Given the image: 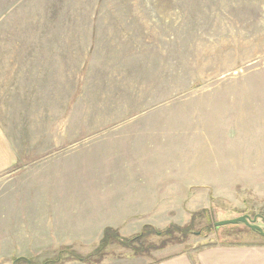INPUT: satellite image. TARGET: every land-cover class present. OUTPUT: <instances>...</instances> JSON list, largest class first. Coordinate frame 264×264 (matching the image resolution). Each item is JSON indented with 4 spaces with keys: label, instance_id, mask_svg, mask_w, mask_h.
Wrapping results in <instances>:
<instances>
[{
    "label": "rangeland",
    "instance_id": "374dc122",
    "mask_svg": "<svg viewBox=\"0 0 264 264\" xmlns=\"http://www.w3.org/2000/svg\"><path fill=\"white\" fill-rule=\"evenodd\" d=\"M147 194L150 226L190 229L149 255L116 245L95 253L99 242L36 253L7 235L6 216L30 215L21 200ZM256 214L264 217V0H0V264L263 252L264 238L244 225L214 227Z\"/></svg>",
    "mask_w": 264,
    "mask_h": 264
},
{
    "label": "crops",
    "instance_id": "0c3cea01",
    "mask_svg": "<svg viewBox=\"0 0 264 264\" xmlns=\"http://www.w3.org/2000/svg\"><path fill=\"white\" fill-rule=\"evenodd\" d=\"M112 197L86 199L47 196L40 200H21V209L26 208L27 214L30 215L25 217L26 213L17 209L18 212L12 219L6 216V229L9 233L7 235L13 238V243L16 244L19 238H26L27 247L31 252L40 253L44 249L50 250L54 247L73 246L76 249L85 243L89 244L88 252L98 244L107 228L117 230L123 238H129L143 226L152 225L147 221L150 215L148 194L141 199L136 197L132 203L119 200L117 196L115 199ZM136 219L138 221L134 222ZM132 223L135 227L129 228ZM259 249L248 246H213L203 248L193 256L179 252L148 264H264V251ZM83 251L86 252V249Z\"/></svg>",
    "mask_w": 264,
    "mask_h": 264
},
{
    "label": "trees",
    "instance_id": "16d2710c",
    "mask_svg": "<svg viewBox=\"0 0 264 264\" xmlns=\"http://www.w3.org/2000/svg\"><path fill=\"white\" fill-rule=\"evenodd\" d=\"M258 215V214H256ZM263 217L262 215H260ZM264 218V217H263ZM264 222V219H263ZM230 227V226H226ZM223 227V228H226ZM189 227L185 228H178L174 226H170L165 230L158 232L152 226L146 225L142 228L141 232L132 238H123L119 235L117 230L107 228L103 232V236L99 241V247L95 253H101L105 246L113 245V246H120L124 249L130 250L133 254V257H142L143 255H149L151 251L160 250L163 248L164 243L174 242L177 241L179 238H184L187 236V232L189 231ZM153 235H159V237H167L166 240L161 242L159 245L153 244H145L148 239ZM169 240V241H168ZM71 257L74 260H78L80 262H88V258H82L80 256H76L75 254L71 253ZM102 260V257H99L97 261L91 262V264H97L99 261Z\"/></svg>",
    "mask_w": 264,
    "mask_h": 264
},
{
    "label": "water",
    "instance_id": "95a60500",
    "mask_svg": "<svg viewBox=\"0 0 264 264\" xmlns=\"http://www.w3.org/2000/svg\"><path fill=\"white\" fill-rule=\"evenodd\" d=\"M264 218L260 215H256L254 218H251L248 215H243L237 218L222 220L214 223V227H226V226H238L244 225L252 232H255L264 238V231L260 226L257 225L258 220H263Z\"/></svg>",
    "mask_w": 264,
    "mask_h": 264
}]
</instances>
